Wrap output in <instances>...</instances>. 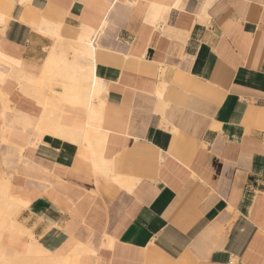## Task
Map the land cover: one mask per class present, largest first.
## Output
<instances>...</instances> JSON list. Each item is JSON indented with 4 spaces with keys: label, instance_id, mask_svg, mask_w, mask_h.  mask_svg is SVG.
<instances>
[{
    "label": "crops",
    "instance_id": "0c3cea01",
    "mask_svg": "<svg viewBox=\"0 0 264 264\" xmlns=\"http://www.w3.org/2000/svg\"><path fill=\"white\" fill-rule=\"evenodd\" d=\"M31 5L27 24L15 5L3 50L37 74L52 45L37 28L55 23L56 47L94 62L104 156L118 159L120 184L92 177L77 146L44 136L27 157L70 206L34 196L17 221L51 252L87 244V264H264V0ZM0 156L24 203L35 173L21 172L4 145Z\"/></svg>",
    "mask_w": 264,
    "mask_h": 264
},
{
    "label": "bare ground",
    "instance_id": "6f19581e",
    "mask_svg": "<svg viewBox=\"0 0 264 264\" xmlns=\"http://www.w3.org/2000/svg\"><path fill=\"white\" fill-rule=\"evenodd\" d=\"M16 4L21 5L20 0H0V12L6 14L3 24H0V35L12 20ZM25 8L26 13L19 21L27 24ZM40 23L51 24L43 18ZM52 24L45 30L37 28L40 34L47 33L52 40L37 74L27 71V64L8 55L0 41V146H6L8 155L17 156L21 172L36 175L33 187H23L27 200L22 203L13 184V176L2 169L8 167V160L0 156V264H87L88 257L93 254L87 244L79 242L65 253L62 250L51 252L40 244L30 229L17 221L19 213L28 209L34 196H44L63 210L70 206L55 184H50L48 178L43 179L40 175L41 172L46 173L40 161L36 163L27 157V151H34L44 136L77 146L78 163L85 165L92 177L120 184L118 159L108 161L104 156L107 140V133L101 125L104 104L100 100L99 81L93 75L94 62L84 64L74 56V52L83 54L81 48L69 53L61 52L56 47L57 43L63 42L58 32L61 25ZM82 45L93 48L91 43ZM49 57L52 58L50 61ZM45 61H48L47 66ZM15 99L25 100L28 110L16 109ZM65 104L80 106L84 113L73 115L64 108Z\"/></svg>",
    "mask_w": 264,
    "mask_h": 264
},
{
    "label": "snow or ice",
    "instance_id": "6c2138e0",
    "mask_svg": "<svg viewBox=\"0 0 264 264\" xmlns=\"http://www.w3.org/2000/svg\"><path fill=\"white\" fill-rule=\"evenodd\" d=\"M20 4H21V6H23V7H28V8H31V7H32V5H31V0H20ZM174 7L179 8V7H181V5H180L179 2H178L176 5H174ZM206 7H207V5H206ZM5 18H6V14L3 13V12H0V24H3ZM44 34L47 35V33H44ZM45 52H47V49H45ZM51 59H52V58L49 57V61H50ZM44 63H45V66H47L48 61H45ZM25 206H26V205H25ZM0 227H2V225H0ZM41 227H44V225H41ZM208 264H211V259L208 260Z\"/></svg>",
    "mask_w": 264,
    "mask_h": 264
}]
</instances>
